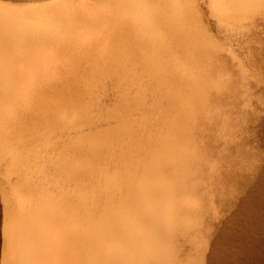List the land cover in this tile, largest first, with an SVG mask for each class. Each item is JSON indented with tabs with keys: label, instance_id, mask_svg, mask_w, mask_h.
<instances>
[{
	"label": "rangeland",
	"instance_id": "obj_1",
	"mask_svg": "<svg viewBox=\"0 0 264 264\" xmlns=\"http://www.w3.org/2000/svg\"><path fill=\"white\" fill-rule=\"evenodd\" d=\"M9 1L18 0L0 3ZM30 1L0 26V264H195L190 255L208 243L206 257L235 250L218 249L220 236L241 231L229 214H247L254 230L264 211V9L248 13L253 0H89L90 21L82 0ZM184 4L198 7H175ZM237 154L255 167L233 192L223 176ZM120 158L128 177L114 170ZM183 182L200 196L168 205L162 189L178 193ZM78 197L91 201L102 235L86 231L85 254L56 256L44 239L38 252L34 206L78 223Z\"/></svg>",
	"mask_w": 264,
	"mask_h": 264
},
{
	"label": "bare ground",
	"instance_id": "obj_2",
	"mask_svg": "<svg viewBox=\"0 0 264 264\" xmlns=\"http://www.w3.org/2000/svg\"><path fill=\"white\" fill-rule=\"evenodd\" d=\"M30 2H32V1H30V0H18V1H9L6 4L0 3V26H2V28H4V29L6 28L5 27V26H7L6 25V22L8 21L7 14L13 15L16 19H18L19 17H21V15L23 14L24 7L23 8L22 7L21 8L18 7L19 4L25 6L26 4H29ZM82 2H86L87 3L86 4L87 7H88V5L90 3L89 0H82ZM260 4H261V0H253L248 5H244V7L247 9L246 11L248 13L250 11L252 13L255 10L257 11V10H263L264 9V7H261ZM34 5L35 4L33 3V6ZM14 9H15V12H14ZM31 9H33V8H31ZM233 10L237 14H241L242 13V10L241 9L239 10V8L237 6H234ZM44 11H48V10L45 9ZM85 11L86 12H84V17L83 18H87L88 20L93 21L94 20V16L91 14V7H88ZM35 12H36L35 10H31L29 12H25V14H30V13H35ZM80 21H78V25H79ZM80 24H82V23H80ZM16 26H20L21 27V26H23V23H19L18 22V23H16ZM84 26L85 25L83 24V27ZM77 37H79V36H77ZM250 40H252V39H250ZM245 45L248 47V45L245 42H242V43L239 44V47L240 48H244V47L246 48ZM237 46H238V44H237ZM257 73H259V71ZM257 73H256V75H258ZM256 91L259 92V90H256ZM261 93H262V91H261ZM204 101H205V98H201V101L200 102H204ZM226 101H228L230 104L233 102L230 99H226ZM263 123H264V120H263ZM263 130L264 129H262V131ZM262 131H261V133H262ZM227 148H230V147L227 146ZM190 149L194 150V146H190ZM229 152H231V151H229ZM121 159L122 158H120L118 160V163H119V166L120 167L117 168V165H116L114 170H116V171L121 170V172L126 171L125 172V175H126V177H128L127 174H129L130 172H128L125 169L124 164L126 162L122 161ZM192 161H194V159H192ZM181 162L182 163L183 162H189L190 163L191 162V158L188 159V160H183L182 159ZM130 163L133 165V162L131 160L129 161V164ZM170 163H172V161ZM127 164H128V162H127ZM188 166H190V164ZM171 167H172V165L170 166V168ZM163 170H162V172L164 173ZM169 170H167V171L170 172ZM115 173L116 172H114V174ZM169 174H166V177L168 178L167 179L168 180V183L167 184L169 185V183H170L172 185L173 184L175 185L177 182L174 183L175 181H172V178H171L173 176V173H169ZM177 174L179 175V173H177ZM177 174H176V176H177ZM184 175H187V174L184 173ZM181 176H183V174ZM173 177H175V175ZM182 179H179V181H181ZM186 181H188V180H186ZM185 183L187 184L188 182H185ZM185 183L183 182V184H184L183 186L181 185V183L179 184L180 186H182L184 188L182 190L178 191V193H175L174 192V188H173V190L168 191L169 189H167V188L164 187L162 189L161 193H160L161 196H162V199L165 200L168 205H176V202H175L176 198H182V199L184 198V199H187L190 196H193V197L194 196H197L198 197V195L200 196V193L198 191H196V190L193 191V192H190L189 189H188V187H187V185ZM144 186H145V184L142 186L143 187V190H144V188H146ZM32 188H33L32 189L33 196H34V194L36 196V192L35 191H37V190L34 187H32ZM148 190H147V192H148ZM229 190L232 191L231 187H229ZM189 194H190V196H189ZM258 198H259V196H258ZM140 200L142 201L141 202V208H144L146 205H145V201L143 200V194H142V197H140ZM236 200L237 199H235V198H233L231 196L228 197V203L229 204L230 203L236 204ZM47 201H48L49 207L52 206V205H55V203H59L60 202V201H57V200L56 201L55 200L53 201L49 197L47 198ZM116 201H117V199H116ZM237 201L239 203H241V205H243L244 207H246V206L249 207V205L245 201H242V200H237ZM60 203H62V202H60ZM77 205H78V208L80 209V212L77 214L78 220L80 219L78 221V223H77V220L67 222L65 220V218H61L60 219L59 217H56V216L54 217V214L53 215L50 214V218H47V216H45L46 215L45 214L46 212L43 211V209H40V208L38 209V206H34V209L35 210H33V214H38V213L41 212V217H42V220L39 222V229L36 230L37 242L38 241H41V243L39 242L40 244H38V252L39 251H42L41 249H43L44 247H46V246H44L45 245V241L44 240H47V241H49L48 246L53 249V251L55 252L54 254L56 256H58L59 253L61 255H64V256L67 255V252H68L69 249L76 253V252H78L77 249L78 248L80 249V246L81 247H84V253L83 254H85L87 252L85 249H86V247H88V244H90V239H91V236L89 237V239H86V231H88L90 229H93V230H95L96 234L102 235V234H100L97 231L98 227L100 226L98 224L99 222L96 223V226L93 225L94 224L93 223V220H94V222H96L97 221V218H98V215H95V214L94 215H90V212H92V210L94 208V206H92L91 201H89L88 199L82 198V197L81 198L78 197ZM27 207H28L27 204L26 205H22L21 207H18L19 208L18 209V212L15 215L16 224H17L16 226L20 225V223L22 221V218H23V214L28 211V208ZM183 208L186 209L187 206L185 205ZM226 208H227V210L230 211V209L227 206H226ZM187 209H189V207ZM263 210H264V205H263ZM67 213L68 214H71V212H68V210H67ZM262 213H263V218L259 222H256L257 225H256L255 229L253 228L254 230H252L250 228V226L247 224L248 223V220H247V217H246L247 214H240V215H238V214L236 215L235 213H230L229 214V215L233 214V216H235V219L236 220L239 219L238 220L239 222L238 221L237 222H238V228L241 231H239V233H234V234L233 233L230 234L227 231V234H224L223 236H220V238H221L220 240H224V241H219L218 240L219 241L218 242L219 243L218 249L221 248V246H222V244L224 242H227V245L230 248H235V250L229 251L227 253H220V254H218V253L215 252V253H212L213 254L212 256H207L206 257V254L205 253H207V252H205V251L207 249L209 250L211 248L210 247L211 246V243H208V245L206 246V248H204V255L203 254H195L194 253V254L190 255V257H192V258H194L196 260V263L195 264H202V261H203V259L205 257L206 258H209L210 257L209 260L212 261V264H233V263H236V262L238 264H255L256 263L255 261L257 259L259 260L260 258L264 257V211ZM182 214L189 215L188 218H192L191 216H193L192 214H189L188 211L185 212L184 210L182 211ZM129 215L130 216H133V213H129ZM167 216L168 217H171L172 214L169 212ZM233 219H234V217H233ZM148 220H151L150 219V216H149ZM118 221H120V219ZM30 222H31L32 225H34L36 223V220L35 219H31ZM237 222H236V224H237ZM219 223H220L221 228L225 229V227H224V226H226L225 225V219L219 221ZM234 223H235V221H234ZM116 224H118V223H115V225ZM46 226L50 228V232L49 233L43 231V229L46 228ZM68 226H74L73 230H71V231L68 230ZM87 226H89V228L86 230ZM118 228H120V226H118ZM226 228H228V227H226ZM164 231H168V228L164 229ZM233 231H235V230H233ZM17 235H21V229L20 228L17 231ZM98 235H96V238H95V248H98V245H99V243L101 241V238L98 237ZM63 239L70 240L71 242L77 243V245H75L73 248H71V247L70 248L65 247L62 243H59ZM187 242L190 243L189 240H187ZM171 252L168 253V255H169L170 258H172V253ZM106 253H108V252L105 251V250H102V252H101V254H103V255H106ZM76 255H77V253H76ZM83 256H84L85 263H88V257L89 256H86V255H83ZM107 257L108 256H104V258H107ZM204 264H208V263L207 262H204ZM258 264H261V263H258ZM262 264H263V262H262Z\"/></svg>",
	"mask_w": 264,
	"mask_h": 264
},
{
	"label": "snow or ice",
	"instance_id": "obj_3",
	"mask_svg": "<svg viewBox=\"0 0 264 264\" xmlns=\"http://www.w3.org/2000/svg\"><path fill=\"white\" fill-rule=\"evenodd\" d=\"M175 7L192 9L193 11L197 10L196 4H184V5H175ZM85 111L84 107L78 110L80 114H83ZM260 163L264 165V149H261V159ZM255 161L248 159L242 154H237L232 158L230 166L227 168L226 174L223 176V180L226 186H230L231 189L237 191L242 185H244L250 178L251 174L254 171ZM4 230L5 237L7 236V227H8V211H7V202L4 205Z\"/></svg>",
	"mask_w": 264,
	"mask_h": 264
}]
</instances>
